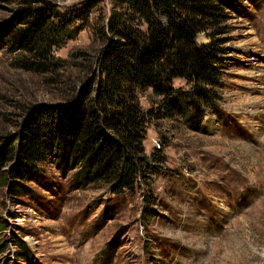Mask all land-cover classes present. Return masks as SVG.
I'll return each mask as SVG.
<instances>
[{"label":"rangeland","instance_id":"374dc122","mask_svg":"<svg viewBox=\"0 0 264 264\" xmlns=\"http://www.w3.org/2000/svg\"><path fill=\"white\" fill-rule=\"evenodd\" d=\"M40 1L61 12L97 6L90 27L55 52L70 63L57 74L23 70V56L9 53L0 36L1 139L17 133L28 109L72 94L69 80L82 81V53L96 48L93 29L113 6ZM230 2L222 29L196 39L200 48L213 41L222 50L217 99L205 104L187 81H174L198 114L149 126L145 151L164 158L150 187L120 195L105 186L77 189V170L63 171L53 160L42 165L39 182H27L32 193L17 198L0 184V264H264V0ZM18 6L0 1V24ZM151 99H158L151 91L141 97L144 109Z\"/></svg>","mask_w":264,"mask_h":264},{"label":"trees","instance_id":"16d2710c","mask_svg":"<svg viewBox=\"0 0 264 264\" xmlns=\"http://www.w3.org/2000/svg\"><path fill=\"white\" fill-rule=\"evenodd\" d=\"M0 1H19L14 15L0 24L9 53L23 56V70L40 75L70 65L55 52L90 27L97 6L91 1L61 12L40 0ZM112 1L111 13H101L93 29L96 48L82 53L80 86L70 79V96L60 104L28 109L17 133L0 138V184L11 196L32 193L27 182H39L42 165L51 160L63 171L77 170V189L105 186L120 195L150 187L164 158L160 150L145 151L149 126L181 114L192 121L198 114L191 111L194 100L174 81H187L205 104L216 101L222 50L213 41L200 48L196 39L209 29H222L230 0ZM148 91L158 99H151L146 110L141 97ZM19 248L25 258L30 255L24 242Z\"/></svg>","mask_w":264,"mask_h":264}]
</instances>
